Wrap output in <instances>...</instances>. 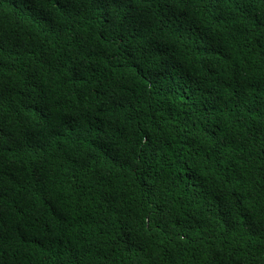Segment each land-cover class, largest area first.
Instances as JSON below:
<instances>
[{
  "label": "trees",
  "instance_id": "16d2710c",
  "mask_svg": "<svg viewBox=\"0 0 264 264\" xmlns=\"http://www.w3.org/2000/svg\"><path fill=\"white\" fill-rule=\"evenodd\" d=\"M0 264H264V0H0Z\"/></svg>",
  "mask_w": 264,
  "mask_h": 264
}]
</instances>
